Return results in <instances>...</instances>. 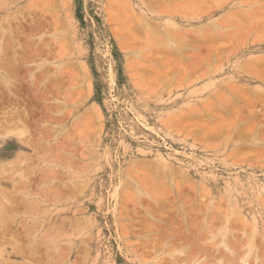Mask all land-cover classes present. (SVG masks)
Returning <instances> with one entry per match:
<instances>
[{"label":"rangeland","instance_id":"obj_1","mask_svg":"<svg viewBox=\"0 0 264 264\" xmlns=\"http://www.w3.org/2000/svg\"><path fill=\"white\" fill-rule=\"evenodd\" d=\"M0 50V130L46 127L0 137V264H264V0H0Z\"/></svg>","mask_w":264,"mask_h":264},{"label":"bare ground","instance_id":"obj_2","mask_svg":"<svg viewBox=\"0 0 264 264\" xmlns=\"http://www.w3.org/2000/svg\"><path fill=\"white\" fill-rule=\"evenodd\" d=\"M186 3V2H185ZM188 4V3H187ZM186 4V6H188ZM187 10V9H186ZM171 11V10H170ZM166 12V11H165ZM172 20V19H171ZM260 21V20H259ZM251 22V21H250ZM169 23V22H168ZM13 24V23H12ZM171 24H172V26L170 27L169 26V28H166V30L164 31V33L166 34V42L164 41L163 42V40H162V42L163 43H167L166 44V46H171L172 44H173V40H174V38L176 37L175 35H172V33H173V30H175L176 28H179V26L177 25V23H176V21L174 22L173 20H172V22H171ZM227 25V24H226ZM181 27V26H180ZM170 28H171V30H170ZM172 28H173V30H172ZM19 30V29H18ZM23 31V30H22ZM25 31V30H24ZM31 32H33V31H31ZM172 32V33H171ZM175 32H177V31H175ZM34 33V32H33ZM148 33V32H147ZM4 34V33H3ZM177 34H178V32H177ZM33 35V34H32ZM148 36V35H147ZM150 36V35H149ZM3 38V37H2ZM13 39V38H12ZM8 41H11V40H8ZM32 41V40H31ZM187 41V40H186ZM162 42H160V43H162ZM2 43V42H1ZM11 43L13 44V42L11 41ZM155 43H156V41H155ZM158 44H159V42H157ZM162 43V44H163ZM183 43V42H182ZM6 44V43H5ZM25 44V43H24ZM33 44V43H32ZM31 44V45H32ZM224 44V43H223ZM26 45H28V42H27V44ZM161 45V44H160ZM174 45H175V43H174ZM178 45V44H177ZM29 46H30V44H29ZM155 46V45H154ZM3 47V46H2ZM32 46H30V48H31ZM4 49V48H3ZM42 49V48H41ZM1 51V50H0ZM4 51H7V48L4 50ZM1 55H2V51H1ZM1 57V56H0ZM3 57H5V56H3ZM8 57H10V56H8ZM8 57H6V59H5V61H3L4 60V58L2 59V60H0V84L2 85V88L0 89V91L1 90H3L4 89V87H6V86H9L10 85V82L9 81H11L10 79H9V76L11 75V76H13L12 75V73H14V71L13 70H17V69H14V68H10L9 69V67L8 66H11V64H13V57H12V59H10V58H8ZM9 59V60H8ZM16 59V58H15ZM6 60L10 63V65H9V63L7 62V63H5L6 62ZM13 62H12V61ZM17 60H19L18 58H17ZM12 63H11V62ZM22 61V60H21ZM24 61V60H23ZM22 61V62H23ZM19 62V61H18ZM25 62V61H24ZM20 63V62H19ZM21 65V64H20ZM24 65H25V63H24ZM13 67H14V65H13ZM15 68H16V66H15ZM25 68H26V66H25ZM11 69H12V71H11ZM27 69V68H26ZM12 73H11V72ZM25 71V70H24ZM31 71H33V70H31ZM16 72V71H15ZM11 73V74H10ZM16 73H18V71L16 72ZM41 73V72H40ZM15 74V73H14ZM17 75V74H16ZM22 75V74H21ZM27 75V74H26ZM33 75V74H32ZM15 76V75H14ZM35 76H36V74H35ZM17 78L19 77L18 75L16 76ZM24 77V76H23ZM26 77V76H25ZM27 78V77H26ZM31 78V77H30ZM36 78H37V76L35 77V80H36ZM21 79V78H20ZM38 79V78H37ZM25 80V79H24ZM24 80H23V82H24ZM31 80V79H30ZM37 82H38V80H36ZM29 82V81H28ZM12 83H14V84H12V85H15V82L14 81H12ZM35 84H36V82H34ZM19 84V83H18ZM3 85H5L4 87H3ZM31 85V84H30ZM37 85V84H36ZM36 85H34V86H36ZM57 85V84H56ZM16 86H18V85H16ZM53 86V85H52ZM31 87V86H30ZM37 87V86H36ZM17 88V87H16ZM38 88V87H37ZM33 89V91H34V87L32 88ZM31 89V90H32ZM5 91L7 92V90L5 89ZM13 91H14V88H13ZM37 91V90H36ZM42 91V89H40V92ZM2 92H4V90L2 91ZM15 92H17V91H15ZM23 92V91H22ZM27 92V91H26ZM33 93V92H32ZM35 93V92H34ZM45 93V92H44ZM39 94H41V93H39ZM39 94L37 95V97L39 96ZM1 95V94H0ZM30 95V94H29ZM21 96H22V94H21ZM45 95H43V99L44 98H46V97H44ZM9 97V96H8ZM33 97V96H32ZM42 97V96H41ZM40 97V98H41ZM222 97V96H221ZM227 97V96H226ZM34 98H35V95H34ZM39 98V97H38ZM39 98V99H40ZM224 98H225V96H224ZM32 99V98H31ZM39 99H37L36 98V100L38 101ZM46 99H48V98H46ZM228 99V98H227ZM18 100V99H17ZM28 100V99H27ZM229 100V99H228ZM36 101V102H37ZM40 101V100H39ZM38 101V102H39ZM7 102V101H6ZM15 102V101H14ZM20 102H21V100H20ZM20 102H16V103H14V105H11L10 107H8L7 108V110L4 112L5 114V117L7 118V120L6 121H4L5 122V124H3V126H2V129L0 130V137L1 136H3V135H5V136H7V137H12V138H16V139H18V142L20 143L19 144V147L20 148H24V147H26V146H28V145H32V144H30V142H32V139L34 138H32L31 139V141L30 142H27V141H24L23 140V135H25V133L27 132V128L25 127L26 125H27V121H28V119H30V114L32 113V112H30L29 111V109L31 108V107H29L26 103L27 102H25L24 103V105L23 106H21V103ZM10 103V102H9ZM45 104V103H44ZM62 104H65V103H62ZM8 105V104H7ZM10 105V104H9ZM30 105V104H29ZM35 105V104H34ZM33 105V106H34ZM39 105H41V104H39ZM37 106V105H36ZM47 106H48V104H47ZM46 106V107H47ZM66 106V105H65ZM40 108H41V106H39ZM61 107V106H60ZM208 107H210V106H208ZM47 108H50V106H48ZM37 110H34V111H38V109L39 108H36ZM52 109V108H51ZM40 110H42V109H39V111ZM44 110V109H43ZM43 113H41V115H42ZM44 115V114H43ZM42 115V116H43ZM41 116V117H42ZM47 116V115H46ZM32 117V116H31ZM51 117V116H50ZM49 117V118H50ZM34 118H36V117H34ZM47 119H48V117H46ZM36 119H38V118H36ZM46 119V120H47ZM55 118H53V120H54ZM4 120V119H3ZM52 119H51V121H53ZM1 122V121H0ZM3 122V121H2ZM3 122V123H4ZM49 122V121H48ZM45 124V123H44ZM19 126H22V127H19ZM35 126H37V124H35ZM40 126V125H39ZM30 128V127H29ZM52 128V127H51ZM39 129V128H38ZM45 129H46V127H45ZM45 129H41V131H40V137L38 138L39 139V142L41 141V140H43V137L45 138V135L43 136V133L44 132H42V131H44ZM50 129V128H49ZM37 131V130H36ZM50 131V130H49ZM46 132V131H45ZM51 134L52 133H50L49 135L51 136ZM48 135V136H49ZM48 136H46V137H48ZM49 136V137H50ZM27 137H28V135H27ZM4 138H1L0 140H3ZM38 139H33V141L34 140H38ZM49 142V141H48ZM35 143V142H34ZM47 145V144H46ZM60 145V144H59ZM31 147H33V145L31 146ZM35 147V146H34ZM33 147V148H34ZM39 148H41V150H48V148H46V146L44 145V144H42V143H39V146H38ZM46 148V149H45ZM37 148H35V150H36ZM54 150V149H53ZM38 151H40V149L38 150L37 149V151H36V153H38ZM52 151V150H51ZM41 152V151H40ZM46 152V151H45ZM45 152H41V153H45ZM47 153V152H46ZM46 153L45 154H42L43 155V157L44 156H46ZM27 153L26 152H24V153H22V154H18L15 158H13L11 161H10V163L9 164H11V168H9V166H8V164H7V166H5V167H8L9 169H7V170H11L12 171V168L13 167H15L16 165H18L19 163H22V162H24L25 161V159L26 160H28V159H30L29 157H30V154H28V156L26 155ZM50 154V153H49ZM48 154V155H49ZM27 157H28V159H27ZM34 157V156H33ZM30 160H32V159H30ZM30 160H29V162H30ZM41 160V163H42V159H40ZM39 163H40V161H39ZM25 164V163H24ZM29 164V163H28ZM6 165V164H5ZM4 167V165L3 164H1L0 163V180H2L3 178H4V176H2V174H4L5 172H6V168ZM16 170L17 169H15V170H13L11 173H10V175L13 177V175L14 176H16ZM27 173V172H26ZM10 175H7V176H10ZM6 176V175H5ZM41 176V175H40ZM12 177H9V178H12ZM42 177V176H41ZM6 178V177H5ZM15 178V177H14ZM26 179V178H25ZM24 179V180H25ZM35 179V178H34ZM42 179V178H41ZM44 179V178H43ZM32 180V179H31ZM22 181V180H21ZM21 181H20V183H21ZM42 182V181H41ZM15 183V184H14ZM13 184L14 185H12L13 186V189L14 190H18V188H17V185L19 184V183H17V182H14ZM17 183V184H16ZM22 183H23V181H22ZM21 183V184H22ZM26 183H27V181H26ZM39 183H40V181H39ZM150 184V183H149ZM148 184V185H149ZM24 185V184H23ZM40 185V184H39ZM44 186V185H43ZM19 187H20V185H19ZM28 187V186H27ZM80 187H82V186H80ZM152 188V187H151ZM150 188V189H151ZM7 189V188H6ZM21 189H22V187H21ZM152 189H154V188H152ZM157 189V188H156ZM5 190V189H4ZM8 190V189H7ZM7 190H6V193H7ZM9 191V190H8ZM158 191V190H157ZM10 192V191H9ZM18 192L20 193V190H18ZM25 193V194H30L31 196H32V191H30L29 189H22V191H21V193ZM42 192V191H41ZM5 193V191H3V190H0V218L3 216V217H5L4 216V214L6 215L7 214V212H6V208H8L9 206V210H10V208H11V206H12V204L11 203H13V202H11V201H9V202H11V203H9V205H8V207H6V205L4 204V200H7L8 201V199L6 198L8 195ZM12 193V192H11ZM15 194V193H14ZM14 196V195H13ZM157 197H158V195H156ZM161 196V195H160ZM9 197V196H8ZM12 197V196H11ZM26 198L27 200H28V198L29 197H27V196H25V195H23V197L22 198ZM15 198V197H14ZM25 198H24V201L26 202V200H25ZM63 198V197H62ZM11 199V198H10ZM9 199V200H10ZM33 201V200H32ZM55 201V200H54ZM33 203H35L34 201H33ZM18 204V203H17ZM20 204V203H19ZM18 204V205H19ZM32 204V203H31ZM36 204H38V203H36ZM14 206V205H13ZM13 206H12V209H13ZM21 206V205H20ZM20 206H19V208H20ZM23 206H24V203H23ZM27 209H29L28 208V206L26 205L25 206ZM25 208V209H26ZM14 209H15V207H14ZM19 210V209H18ZM43 210V209H42ZM226 210V209H225ZM30 211V210H29ZM19 212H20V210H19ZM44 212V211H43ZM42 212V213H43ZM14 213V212H13ZM16 213V212H15ZM39 213V212H38ZM41 213V212H40ZM161 213V212H160ZM8 215V217L9 216H11V215H9V214H7ZM12 215H14V214H12ZM17 215V214H16ZM16 215L15 216H13V218H14V220L16 219ZM18 216V215H17ZM2 217V218H3ZM12 217V216H11ZM4 219V218H3ZM10 219H12V218H10ZM7 220H9V219H7ZM1 221H3V220H1ZM10 221V220H9ZM23 222V221H22ZM24 223H25V221H24ZM172 223V222H171ZM4 229V228H3ZM250 229V228H249ZM5 230V229H4ZM4 230H2L3 232H4ZM237 230V229H236ZM1 231V232H2ZM61 231V230H60ZM8 232V231H7ZM59 232V231H58ZM49 234V233H48ZM225 234V233H224ZM235 235V234H234ZM44 237V236H43ZM247 237V236H246ZM252 237H254V236H252ZM30 238H31V236H30ZM50 238V237H49ZM185 238V237H184ZM205 238V237H204ZM231 238V237H230ZM238 239V238H237ZM245 239V238H244ZM48 240V239H47ZM47 240H46V242L45 243H47ZM224 240V239H223ZM239 240V239H238ZM1 241V240H0ZM29 241V240H28ZM33 241V240H32ZM48 241H50V239L48 240ZM248 241H250V240H248ZM247 241V245H250L251 244V241H250V244H249V242ZM180 242V241H179ZM196 242H197V240H196ZM218 242V241H217ZM232 242V241H231ZM4 243V242H3ZM214 243H216V242H214ZM214 243H213V245L212 246H214ZM216 244H218V243H216ZM259 244V243H258ZM2 245V244H1ZM46 245V244H45ZM235 245V244H234ZM211 246V247H212ZM236 246V245H235ZM239 246H240V244H239ZM16 247V246H15ZM237 247V246H236ZM209 248V247H208ZM207 248V249H208ZM221 248V247H220ZM46 249V248H45ZM199 249V248H198ZM201 249V248H200ZM224 249V248H223ZM236 249V248H235ZM238 249V248H237ZM252 249L250 248V251H251ZM204 251V250H203ZM234 250H231V252H233ZM256 251V250H255ZM206 252H207V250H206ZM221 252H222V250H221ZM230 252V253H231ZM239 252H241V251H239ZM248 252V251H247ZM207 253H209V252H207ZM238 253V252H237ZM236 253V255H234V256H228L227 254V256L225 255L224 256V254H221L222 256H224L223 258H224V261H223V259H221L220 258V255H215V257H214V260H215V258L216 259H218L219 261L217 262V263H215V264H220L221 262L223 263V264H239L238 263V258H240V256H242V254H243V252L240 254H237ZM212 255V254H211ZM254 255V258L256 259L257 258V255H256V253H254L253 254ZM65 256V255H64ZM243 256H244V254H243ZM37 257V256H36ZM193 257V259H194V255L192 256ZM212 258H213V256H212ZM243 259V258H242ZM253 259V258H252ZM252 259H250V260H252ZM261 259H262V257H261ZM183 260V259H182ZM181 259H180V261H182ZM240 260V259H239ZM247 260V259H246ZM246 260H245V262H246ZM249 260V261H250ZM248 261V260H247ZM18 262V261H17ZM240 262V261H239ZM243 262H244V260H243ZM243 262H241V263H243ZM209 263V262H208ZM207 263V264H208ZM254 263V262H253ZM7 264H8V262H7ZM23 264V263H22ZM204 264V263H203ZM206 264V263H205Z\"/></svg>","mask_w":264,"mask_h":264}]
</instances>
